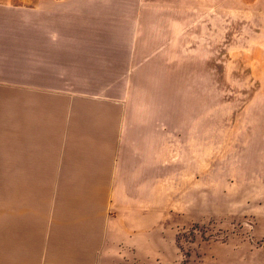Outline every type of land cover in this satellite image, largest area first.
I'll list each match as a JSON object with an SVG mask.
<instances>
[{
	"label": "rangeland",
	"instance_id": "1",
	"mask_svg": "<svg viewBox=\"0 0 264 264\" xmlns=\"http://www.w3.org/2000/svg\"><path fill=\"white\" fill-rule=\"evenodd\" d=\"M23 1L43 24L28 36L45 40L28 39L27 60L3 53L0 84L88 88L75 98L91 135H121L119 157L143 177L139 248L155 264H264V0H100L104 27L74 68L67 0H42V16Z\"/></svg>",
	"mask_w": 264,
	"mask_h": 264
},
{
	"label": "crops",
	"instance_id": "2",
	"mask_svg": "<svg viewBox=\"0 0 264 264\" xmlns=\"http://www.w3.org/2000/svg\"><path fill=\"white\" fill-rule=\"evenodd\" d=\"M18 2H0V60L5 52L7 60H27L28 39L42 50L43 33L32 38L27 28L37 33L43 24L28 21ZM100 2L67 0L71 48L62 59L71 68L90 58L75 51L79 44L104 27ZM39 4L41 16L53 9ZM76 91L88 88L68 78L0 84V264H155V248L138 245L143 177L119 157L121 135H91L89 102L76 100ZM146 213L153 220L154 209ZM142 236L147 245L148 231Z\"/></svg>",
	"mask_w": 264,
	"mask_h": 264
}]
</instances>
